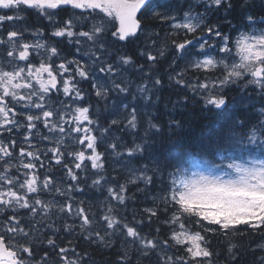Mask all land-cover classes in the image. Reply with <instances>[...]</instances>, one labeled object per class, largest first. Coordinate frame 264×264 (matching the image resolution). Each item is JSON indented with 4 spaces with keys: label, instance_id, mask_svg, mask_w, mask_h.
Here are the masks:
<instances>
[{
    "label": "snow or ice",
    "instance_id": "1",
    "mask_svg": "<svg viewBox=\"0 0 264 264\" xmlns=\"http://www.w3.org/2000/svg\"><path fill=\"white\" fill-rule=\"evenodd\" d=\"M256 5L264 13V0H0V264H96L88 249L109 264H236L249 233L264 264V158L246 149L264 146V108L175 163L157 150L182 126L159 119L165 88L173 107L213 116L234 88L264 100ZM233 9L248 22L235 36L227 16L212 19ZM138 33L134 57L120 42ZM86 188L100 195L76 196Z\"/></svg>",
    "mask_w": 264,
    "mask_h": 264
},
{
    "label": "trees",
    "instance_id": "2",
    "mask_svg": "<svg viewBox=\"0 0 264 264\" xmlns=\"http://www.w3.org/2000/svg\"><path fill=\"white\" fill-rule=\"evenodd\" d=\"M251 11H255L261 13V9L259 5L254 6ZM264 14V13H261ZM64 14L61 13V16ZM227 19L231 20V25L225 23L222 25L224 31H229L231 29L230 34L232 35L234 31L245 25L246 20L244 17V12L233 9L230 14H226ZM158 21H153L151 19L142 20V27H146L148 25H154ZM261 27H264V23H259ZM163 30V27H160V31ZM143 40L141 37L139 40L135 42H124L121 45H126L125 50L135 57L136 51L138 48L143 47ZM142 62V61H141ZM83 88L90 90V87L87 83L82 85ZM251 91V89H249ZM161 100L159 101L158 108V116L162 121H166L168 118H172L178 121H181L182 126L175 129L176 135L172 136L170 142L158 144L157 150L160 156L165 158L170 163H175L178 157H181L188 153L189 144L198 142L201 139H209L213 137L225 124L227 119H230L233 116L245 117L247 116L250 119H254L259 116V110L264 108V101L260 98H256L253 100L251 98L250 101L242 102L240 99L245 97L244 93L236 94L235 88L233 89L232 96L235 99L230 97L229 102L225 106V110L223 113L213 116L210 113L202 112L199 107H182L175 106L173 107L172 101L176 100L179 93L175 90H169L165 88L163 92L160 93ZM165 104H167V108H165ZM102 150V149H101ZM190 158V156H189ZM83 173L81 176L83 177ZM88 184H91V178L88 180ZM93 193L95 196H99L98 192H95L94 189H87L85 193L82 195L85 199H94ZM131 219V216H129ZM158 226V224H153V229ZM148 226L145 223L144 231L147 232ZM259 240L258 234L249 233L248 236L242 240L238 241V243L243 244L245 247V251L241 254L240 258L236 262V264H254V257H258L260 255L259 252L249 251V247L254 249L256 247V241ZM82 248H87L86 244L81 245ZM214 250H223L220 243L217 241L213 242ZM88 251L93 253L96 264H109L110 261L114 260L115 257L109 255L107 252L96 250L93 252L92 249H88ZM221 264H223V257H221Z\"/></svg>",
    "mask_w": 264,
    "mask_h": 264
},
{
    "label": "rangeland",
    "instance_id": "3",
    "mask_svg": "<svg viewBox=\"0 0 264 264\" xmlns=\"http://www.w3.org/2000/svg\"><path fill=\"white\" fill-rule=\"evenodd\" d=\"M159 2H167V0H159ZM32 16H33V21H35L36 23H40L41 25H44V23H47V21L43 20V19H37L35 14L34 13H31ZM225 16L226 14L221 12V13H216L212 16V19L216 20V19H219V20H224L225 19ZM48 24V23H47ZM157 30H160V27L162 26L163 27V30H161V34L163 35V32L165 30H167L166 28V25H161L160 22L158 21L157 23H155L153 25ZM258 27H261L258 23L257 25ZM248 27V22L246 21L245 25L236 29L234 31V33L232 34L233 36H235L239 31L241 30H245L246 28ZM143 28V27H142ZM139 36L144 39V36L142 34H139ZM30 38V37H29ZM126 42V41H125ZM121 43H124V42H121ZM133 75V78H135V73L132 74ZM242 102H247V101H250L251 98L249 96H245L243 98L240 97V99ZM264 101V100H263ZM246 149H247V155L249 158H257V159H261V158H264V146H261L260 143H259V140L257 141V143L255 144H252V143H249L246 145ZM57 175H59V173H57ZM65 179H67L65 177ZM76 196L77 197H81L83 196L81 193H76ZM83 198H85L83 196ZM89 199V198H87Z\"/></svg>",
    "mask_w": 264,
    "mask_h": 264
},
{
    "label": "flooded vegetation",
    "instance_id": "4",
    "mask_svg": "<svg viewBox=\"0 0 264 264\" xmlns=\"http://www.w3.org/2000/svg\"><path fill=\"white\" fill-rule=\"evenodd\" d=\"M28 19H29V20H28V23H29L30 25H32V26H43V27L46 29L45 36L47 37V35H48V32H47L48 24H47V23H44V25H41L39 22L36 23L35 21H33V16H32V14H31V12L28 14ZM54 39H59V38H54ZM64 47H65V51H67V50H68V46L65 45ZM53 164H54V162H53ZM54 170H55V169H54ZM57 173H59V172H57Z\"/></svg>",
    "mask_w": 264,
    "mask_h": 264
},
{
    "label": "water",
    "instance_id": "5",
    "mask_svg": "<svg viewBox=\"0 0 264 264\" xmlns=\"http://www.w3.org/2000/svg\"><path fill=\"white\" fill-rule=\"evenodd\" d=\"M143 11V10H142ZM138 15V19L140 18V13L137 14Z\"/></svg>",
    "mask_w": 264,
    "mask_h": 264
}]
</instances>
